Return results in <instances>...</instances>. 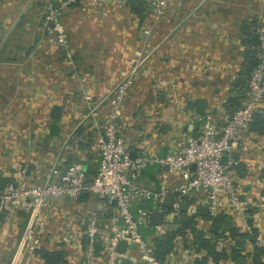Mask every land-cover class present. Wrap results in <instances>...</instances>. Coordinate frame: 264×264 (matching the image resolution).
<instances>
[{
	"label": "crops",
	"instance_id": "crops-1",
	"mask_svg": "<svg viewBox=\"0 0 264 264\" xmlns=\"http://www.w3.org/2000/svg\"><path fill=\"white\" fill-rule=\"evenodd\" d=\"M48 2L49 0H0V178L13 179L18 176L25 183L38 181L43 169L41 167L55 156L57 144L60 143L65 144V150H71L70 153L82 162L92 161L89 153L87 160L86 151L72 149L73 143L71 144L73 130L88 119L84 117L85 120H82L85 113L82 96H103L119 80L121 73L138 59V55V60L145 65V60L141 57H145V34L148 35L151 31L150 22H155L150 27L156 26L157 31L152 30V34L158 33L160 41L172 24L182 16L184 19L181 26L183 35L175 31L159 46L158 52L163 54L160 56L161 65L212 63L219 65L221 71L231 72L233 69L232 72L236 73L241 61L243 48L240 49L239 24L246 19L237 20L230 36L229 11L235 6L237 12L239 9L236 7L245 0H165L162 14L155 15L153 9L147 6L142 17L133 13L128 5H117L112 0L95 7L80 1L70 3L61 7L59 13L67 35L72 64L65 62L59 47L53 42L52 33L42 25L43 8ZM186 10L189 11L186 13ZM215 23L222 25L216 26ZM182 38H187L188 44L183 45ZM234 52L238 55L236 59ZM195 72V75L200 73L198 68ZM178 73L180 75V69ZM224 75L211 76V79L207 77L209 81L205 84L198 85L197 81L194 85L196 81L191 82V96L187 95L185 102L205 101L207 113L200 118V114L192 109H183V105L179 104L176 97L182 96L181 90L157 95H150L148 91L145 95V77L140 73V78L133 79L121 116L125 141H135L139 145L142 143L148 154L162 155L181 142L197 139L205 117H209L216 127L220 126L228 115L208 111L214 106L218 112V106L227 109L224 101L228 96L223 93L220 85L228 80L232 81L233 77L228 79ZM172 85L175 88V82ZM154 97L156 101L153 100ZM147 99L150 102L145 106ZM158 101L161 102V111H157V116H154L152 110L148 109L153 107L155 112V108L159 106ZM52 104L59 106L58 120L50 118ZM256 113L253 117H258L263 131L256 132L251 130V125L247 126L243 140L238 141L233 153L238 164L230 169V176L235 180L236 189L241 196L254 202L264 197V99ZM40 117L48 118L50 122L38 127L36 119ZM19 118L30 119L29 125L19 127L22 133L38 134L45 130L43 135L46 142L40 145L32 143L24 152L11 145L9 135L17 133ZM86 122L89 123V120ZM89 127L92 141L90 140L88 150L93 151L95 159L96 129L93 125ZM75 141L78 139L75 138ZM35 152L36 158L33 159ZM25 153L28 156L24 157ZM23 163L30 164L31 174L27 173L26 168L21 169ZM150 166L141 173L139 180L156 188L161 183L158 174L164 170L154 164ZM24 171L27 178L23 180L21 174ZM173 178L166 175V184ZM95 203L94 196L90 194L80 195L75 201L59 199L49 203L42 212V217L45 218V241L42 248H67L64 264H80L81 253L72 244V239L81 228L86 213L95 207ZM29 212L28 207H20L11 213L0 207V264H47L37 253L28 255L23 249L16 248ZM225 215L231 221V226H235L240 232L246 227L250 232L251 227L255 229L254 243L264 247V212L257 211L256 216H241L232 211ZM65 236L69 237V245L61 240ZM247 241L243 240L244 247ZM16 256L20 257L16 259ZM180 256L173 255L171 261L177 264ZM262 257L264 255L260 259ZM230 262L233 264L234 261ZM246 262L245 260L244 263Z\"/></svg>",
	"mask_w": 264,
	"mask_h": 264
},
{
	"label": "built area",
	"instance_id": "built-area-1",
	"mask_svg": "<svg viewBox=\"0 0 264 264\" xmlns=\"http://www.w3.org/2000/svg\"><path fill=\"white\" fill-rule=\"evenodd\" d=\"M77 1L95 7L107 0H56L57 7L49 1L42 17V25L52 33L53 42L68 64H72V58L59 11L61 7ZM112 1L122 6L127 3V0ZM151 3L154 13L161 14L165 0ZM256 34L259 40L258 62L250 73L240 106L218 127L205 117L197 139L181 142L163 155L148 154L144 144L125 141L120 121L133 85L128 69L121 73L106 95L94 97L84 94L85 113L82 120L92 119L96 129L94 173L88 175L79 161L66 162L64 152L46 163L38 181L25 183L17 176L3 183L0 187V207L9 213L20 207L30 209L16 248L32 255L43 247L45 218L42 212L49 203L59 199L75 201L80 195L90 194L95 198V207L86 213L81 228L72 239V244L81 253L80 264H118L123 258H127L130 264H174L171 257L175 254L181 255L177 264H195V261H198L197 264H213L203 248L194 250L189 228H184L183 236L174 234V252L158 260L153 255V244L141 235L139 227L148 226L151 235L161 236L176 227L175 220L186 215L204 237L210 238L211 234L206 231L205 222L197 210L199 205L206 206L207 214L216 215L232 211L242 213L249 204L248 199L236 189L230 169L238 164L233 154L237 143L243 140L253 113L258 111L264 99V29L256 28ZM130 151L135 153L133 157L129 155ZM223 156L224 163L221 162ZM153 164L160 168L167 166L166 170L159 172L161 183L156 188L139 180L140 170ZM166 175L174 177L168 184ZM166 194L171 195L168 207L161 204ZM145 200L151 204L150 207L136 206V202ZM182 201L187 203L185 211L179 209ZM154 210L161 212L159 224L151 222ZM244 232H250L248 227ZM221 235L212 239L216 250L233 242L226 232ZM83 237L86 242L81 251L80 239ZM61 240L70 244L67 236ZM121 240L125 242V247L119 252L117 244ZM19 257L16 256V259ZM202 258H205L204 261Z\"/></svg>",
	"mask_w": 264,
	"mask_h": 264
},
{
	"label": "trees",
	"instance_id": "trees-1",
	"mask_svg": "<svg viewBox=\"0 0 264 264\" xmlns=\"http://www.w3.org/2000/svg\"><path fill=\"white\" fill-rule=\"evenodd\" d=\"M52 5H56V0H49ZM126 5L129 6L130 10L135 13L137 16L142 17L143 10L147 8V6L150 7V4L146 0H127ZM146 11V10H145ZM144 15V14H143ZM239 32H240V44L243 48L242 54H241V61L239 63L238 69L236 70L235 76L231 82V87L233 89H239L246 85L250 73L252 69L257 65L258 59L256 57V54L259 52L258 44L259 40L256 34V21L255 19H250L249 21H241L239 24ZM62 56V55H61ZM232 97L228 96L226 100L224 101V105L227 106V109L229 111V114L236 108L240 106V100L237 96L235 101H233L232 109L231 102ZM185 108L192 109L196 113L200 114V118H203L205 113H207L206 110V103L202 100H193L189 101L187 100L185 102ZM210 112V111H208ZM202 120V119H200ZM198 124L199 122H195ZM88 123L85 121L79 126H77L72 133L71 136V144L72 149L75 150H84L86 151L85 157L89 158L92 156L91 162H82L79 158H77L75 155L70 153L71 150L67 151L65 150V160L66 162H72V161H79L82 163L83 167L85 168V171L88 175H91L94 173V168L96 165V158L93 159V151H91L89 148V144L92 141L91 140V134H90V125H87ZM251 125V130L256 132H262V124L258 120V117H253L251 122L248 124ZM77 138L78 141L74 142V139ZM91 140V141H90ZM132 147V145H131ZM89 153V154H88ZM165 154V153H164ZM95 155V154H94ZM163 155V154H162ZM156 165V164H154ZM150 166V165H149ZM147 166L145 170L149 167ZM151 167V166H150ZM87 169V170H86ZM143 171V172H144ZM141 174L139 175L140 178ZM12 179L10 178H0V187L3 183L10 181ZM145 185V184H144ZM147 186V185H146ZM153 188V187H151ZM136 206L141 207H150V203L148 201H139L135 203ZM200 214V218L204 220L206 225V231L211 234V237H204L203 232L197 229L193 225L192 220H188L187 222L182 221L181 217L178 218V220H175V223H177L175 228L168 229L163 235L156 236L151 235V230L148 226H141L139 227V231L142 236L145 235V238H147L150 243L153 244V255L156 259L162 260L164 256L168 255L170 252H174L175 247L173 245L172 239L175 233H180L182 228H189L192 241L194 244V250L197 251L200 248H203L206 252V255L214 262L219 263V261H225L228 259L234 260L237 256H239L240 248L235 244V240L238 238H242L243 240L246 238L247 240H253V237L256 234L255 229H252L249 234L247 232H240L237 230L235 226L227 227L226 221L228 220V216L224 213H219L216 215H209V214ZM249 223V220H247ZM202 232V233H201ZM226 232L227 235L231 238L233 241L232 244L228 247L223 246L220 250H216L214 243L212 242L213 238H220L222 236L221 234ZM86 242V239L83 237L80 239L81 244V251L84 250V244ZM60 244V243H59ZM64 246V243L63 245ZM97 246H95V250H97ZM67 250V248H66ZM61 247H58V249L55 250H45L44 248L38 249L35 251L41 257V259L47 263V264H64V253L65 251ZM252 252L250 253V260L252 264H262L260 262V256L264 255V247L256 246L255 243H253L252 246ZM81 259V258H80ZM205 258H202V261H204ZM202 261H199L200 263ZM198 262V261H197ZM195 261V264H197Z\"/></svg>",
	"mask_w": 264,
	"mask_h": 264
},
{
	"label": "rangeland",
	"instance_id": "rangeland-1",
	"mask_svg": "<svg viewBox=\"0 0 264 264\" xmlns=\"http://www.w3.org/2000/svg\"><path fill=\"white\" fill-rule=\"evenodd\" d=\"M154 1L155 0H149L148 1L150 4V8L153 7L151 2H154ZM228 1H231V0H228ZM233 1H236V0H233ZM54 6L57 7L58 3L56 2V5H54ZM236 8L239 9L237 12L235 11V6L230 8V11H229L230 12V21H229L230 34L229 35L230 36L233 34V30L235 29V27L237 25L238 19H244V20L246 19V21H249V19H255L256 28L257 29H260V28L264 29V0H245L244 3H242L239 7H236ZM44 10H45V8H43V11ZM188 11L189 10H186L185 12L187 13ZM149 24H150V26H154L155 22H150ZM183 24H184V19L182 16V18H180L178 22H176L170 26L168 33L165 34V37H163L160 41L158 38L159 37L158 33L156 34V32H154V34H152V30L157 31L156 26L150 27L148 25L149 29H151V31L149 32L148 35L145 34L146 35V37H145V57L144 58L141 57L143 59V61L145 60V65H143L142 63H141L142 65L138 64V62L140 61V60H138L140 58V55H138V56H136V58H138V59H136L133 63H131V65H129V67L127 69L129 70L128 73H129L130 77H132V79H134V80L140 78V73L144 75V77H145V95L147 94L148 91H149L148 93L150 95L151 94L157 95L158 93H166L168 91H176V90L180 91L181 90L180 95H182V96H180V98H179V95H178L176 98H177V101L179 100V104L181 103L183 105V106L182 105L181 106L184 109V102L186 100V97H187V95L191 94V91L193 88V86L190 85L191 82L196 81L194 83V85L197 83V81H198V85L202 84V83L205 84L206 82L209 81L207 79V77L211 79V76L219 77L222 74H225L224 76H226L228 79H231L232 77L234 78L235 73L232 72L233 69L230 70L231 72H227L228 70L227 71H221L219 69L220 68L219 65H213L212 63L211 64L208 63L207 64L208 67L206 64H204V65H176V66H174V65H166V66L161 65L160 56H162L163 54H161L162 53L161 51L158 52L159 46H161L162 41L164 39L166 41L169 37H171L173 35V32H175V31H178V33L180 32L181 33L180 35L182 36L184 31L182 30L181 26H183ZM215 25L219 26V25H222V23H215ZM236 37H238V36H236ZM182 40H184V41H182L183 45L188 44L187 38L186 39L182 38ZM231 44H232V42H231ZM190 48H191V46H190ZM240 49H242V47ZM190 51H192L194 56L196 55V53L193 52V50H190ZM190 51H189V53H191ZM238 52H240V50H238ZM263 52H264V50H263ZM234 56H235V59L238 58L237 52L236 53L234 52ZM166 60L168 61V59H166ZM158 62L160 63V65L157 64ZM196 68H198V71H200V73H197V75H195L196 74V72H195ZM141 69H143V70H141ZM179 69L181 71L180 75L178 73ZM174 82H175V88H173V85H172ZM231 82H232L231 80L230 81L228 80V82H226L224 85L223 84L220 85L222 87L221 88L222 91H224L223 93H225L227 96H230L233 98L232 102H231L230 109H232L233 101H235L237 96L239 97V100L241 103V101L244 98V92L247 89V83H246V85H244L243 87H241L239 89H233L231 87ZM179 86H181L180 89H179ZM200 86H202V85H200ZM110 89H108L103 94V96L106 95L110 91ZM181 97H182V99H181ZM153 100L156 101V97H154ZM149 102H150V100L147 99L145 101V106ZM158 103H159V106H158V108L157 107L155 108V112H154L153 107L148 109V110H152L151 113L154 116H157V114H156L157 111L158 112L161 111V109H160V107H161L160 103L161 102L158 101ZM225 107L227 108V106H225ZM218 108L220 109L219 112H218V110L216 111V106H214L213 109H211L209 111L210 112L213 111V113L214 112L215 113H222L223 115L229 116L228 109L224 110L219 106H218ZM146 110L147 109H145V112H146ZM15 120H11V121L13 122ZM18 120L20 122L17 124L18 126H16L18 129L17 133H13V134L9 135L11 137V142H10L11 145L18 147L19 149L23 150V152H24V150L26 148L31 147L32 143L37 142V145H40V143L46 142L45 136L43 135L45 130H44V132L38 133V134H32V133H27V132L22 133L19 130V127L29 125L30 119H28V118L20 119L19 118ZM88 120H89V123L87 125H92L93 120L88 118L86 121H88ZM11 121H9V124H11ZM31 121H33V119H31ZM49 122H50V120L48 118H45V117H43V118L40 117V118L36 119V124L38 127L45 125L46 123H49ZM6 125H8V124H6ZM199 125H200V123H199ZM57 146H58L57 147L58 149H57L55 155L62 156L65 152L64 150L66 149V146H65V144H62V143L57 144ZM17 152H20V151H17ZM26 154L27 153L24 154V157L28 156ZM35 155H36V152L32 156H35ZM35 158H36V156L33 157V159H35ZM32 161H34V160H32ZM24 165H26V166H24ZM29 165L30 164L27 165V164L23 163L24 167L22 166L21 169L26 168L28 170L27 173L31 174V172H30L31 168ZM45 167H46V164L43 165L41 167V169L45 168ZM21 169H17V170L21 171ZM25 173L26 172L24 171L21 174L23 176V180H24V178H27V174H25ZM248 201H249V204L243 208V210H242L243 212L240 213L241 216H243V214H246L247 216H251V215L256 216L257 211L264 212V197L260 200H257V202H254L252 199H249V198H248ZM197 229L200 232V229L199 228H197ZM252 229L253 228L251 227L250 230H252ZM178 234L180 236H183L185 234L184 228H182L181 232ZM247 234H249V233H247ZM255 240H256L255 236L253 237V240L248 239V241L245 244V247L243 246L239 251V255L243 256L244 260L247 261L245 264L252 263L250 260V253L253 250L251 251L250 248H252ZM230 261H231V259L225 260V261L224 260L219 261V264H231L232 262H230ZM232 261H234V260H232ZM260 262L262 264H264V257H262L260 259ZM214 264H216V263H214Z\"/></svg>",
	"mask_w": 264,
	"mask_h": 264
},
{
	"label": "water",
	"instance_id": "water-1",
	"mask_svg": "<svg viewBox=\"0 0 264 264\" xmlns=\"http://www.w3.org/2000/svg\"><path fill=\"white\" fill-rule=\"evenodd\" d=\"M49 24H50V22H49ZM59 110H60V109H59V106H58L57 104H52L51 107H50V118L53 119V120H58V119H59ZM256 114H257L256 112L253 113V116H256ZM134 154H135V153L132 152V151L129 152V155H130L131 157H133ZM221 162H222V163L225 162V156H223V157L221 158ZM166 168H167L166 165H163V166H162V169H163V170H166ZM143 171H144V170H140V173H143ZM170 203H171V195H170V194H166V195L163 197L161 204H162L163 206L168 207V206H170ZM186 206H187V203H186L185 201H182V202H180V204H179V209H180L181 211H185ZM197 210H198V212L201 213V214H205V213L207 212V208H206L205 205H199V206L197 207ZM181 220L187 222V221L189 220V217H187L186 215H183V216L181 217ZM160 221H161V212H159V211H157V210L152 211V213H151V222H152L153 224H159ZM226 225H227V227H230V226H231V221H230V220H227V221H226ZM235 244L241 249V248L243 247V239H242V238H238V239H236V240H235ZM124 247H125V242H124L123 240L119 241L118 244H117V250H118L119 252H122L123 249H124ZM244 261H245V260H244V257L239 255V256H237V257L234 259L233 264H245ZM118 264H130V261H129L127 258H123V259H121V260L119 261Z\"/></svg>",
	"mask_w": 264,
	"mask_h": 264
}]
</instances>
